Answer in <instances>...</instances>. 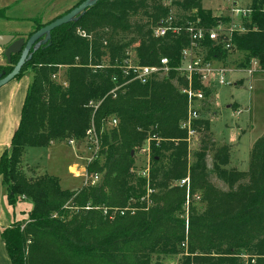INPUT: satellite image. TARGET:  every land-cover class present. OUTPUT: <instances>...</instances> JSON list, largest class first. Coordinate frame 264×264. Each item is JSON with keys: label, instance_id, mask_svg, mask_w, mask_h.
<instances>
[{"label": "trees", "instance_id": "obj_1", "mask_svg": "<svg viewBox=\"0 0 264 264\" xmlns=\"http://www.w3.org/2000/svg\"><path fill=\"white\" fill-rule=\"evenodd\" d=\"M241 6L251 10L240 18L245 30L229 40L206 36L200 53L226 67V59L237 53L235 69H247L254 60L264 72V0ZM169 15L179 31L154 36ZM197 19L207 29L219 23L227 28L231 20L214 16L203 0H98L77 20L53 29L33 51L15 77L31 73L18 125L0 156L7 204L32 203L26 218L1 228L11 264H163L161 257L183 255L185 247L192 255L182 256L181 264H264V134L250 149L247 170L227 168L230 148L212 142L209 120L201 116L192 122L200 137L188 161L187 131L180 126L187 116V97L180 89L187 83L176 68L189 45L185 28ZM43 25L37 22L35 31ZM129 52L139 65L167 58L168 73L144 84L126 82L120 67ZM12 68L6 65L0 72L6 75ZM194 80L193 87H199ZM91 127L100 139L98 157L86 166L100 175L95 185L70 190L53 175H26L27 147L82 141ZM146 144L149 170L143 177L134 154ZM210 174L227 189L211 183ZM187 176L203 209L197 211L192 200L186 225L185 188L175 183ZM147 188L150 206L141 201ZM128 206L134 211H122Z\"/></svg>", "mask_w": 264, "mask_h": 264}, {"label": "rangeland", "instance_id": "obj_2", "mask_svg": "<svg viewBox=\"0 0 264 264\" xmlns=\"http://www.w3.org/2000/svg\"><path fill=\"white\" fill-rule=\"evenodd\" d=\"M80 1L0 0V13H3L0 17L4 19L2 21L3 23L0 24V34L8 33L11 27H19L26 31L15 33V38L23 37L26 39L30 33L35 31V24L37 22L41 24L48 23L52 19L65 14ZM206 1L205 6L212 12L216 3H219V1L214 3L213 0ZM239 58L240 54L233 53L226 59L227 63L225 64L228 68L235 69L234 66ZM13 60L14 58L11 59V64H7L3 49L0 48V68L6 65L13 67L16 61ZM217 64L221 65V63ZM224 78L226 81L224 84H219L216 80L214 81L213 91L204 100L200 115L209 120L210 129L208 132L212 142L226 144L230 148V159L226 167L245 171L248 168L249 153L253 143L264 134V72L258 70V63L253 60L247 69L227 72L224 74ZM56 79L59 80V75H57ZM15 80H24L23 83L25 81L30 83L31 73L26 70L22 76L14 78L11 81ZM106 127L109 128V123L106 124ZM100 133H102V130H100ZM199 137L200 134L198 136L196 135L190 142L189 162L193 160V151L198 148ZM68 141L69 139H62L48 146L27 147L23 155L24 165L22 164L26 175L37 176L46 173L57 177L62 188L80 190L83 187L82 172L84 168L87 170L85 160L88 156V150L85 149V145L82 142L78 146L73 147ZM142 148L144 146L139 148L134 154V164L135 168L138 169L136 171L138 174L144 170L148 159L146 154L140 152ZM206 162L210 170L212 168L211 151L207 153ZM68 165L72 167L71 170L70 168L68 169ZM209 180L216 187L222 190L227 189L225 184L213 174H210ZM194 195L200 194L195 192ZM147 199L145 198L144 200L142 197L141 201H145L146 206H150L152 200L150 197ZM193 205L197 211L203 209V202L200 197L193 199ZM31 206L32 203L29 199H21L14 207L9 206L6 202L4 189H1L0 209L8 222L11 223L13 220L26 218ZM129 210L133 212L134 208H124L122 211L126 213ZM120 211L118 209L112 212ZM183 213V216L186 217L185 212ZM1 228L0 237L3 239L1 236ZM187 254L189 252L187 251V247H185V254L183 255L165 256L161 258L163 264H181L182 256ZM241 258L245 261L246 255H242ZM0 264H11L5 245H3V252L0 250Z\"/></svg>", "mask_w": 264, "mask_h": 264}, {"label": "built area", "instance_id": "obj_3", "mask_svg": "<svg viewBox=\"0 0 264 264\" xmlns=\"http://www.w3.org/2000/svg\"><path fill=\"white\" fill-rule=\"evenodd\" d=\"M165 4H169L171 0H164ZM248 7H243L241 5L232 4L230 8V23L226 28L222 23H219L216 27L207 29L199 25V19L195 22L189 23L185 28L189 36V45L184 48L182 52V61L181 65L176 68V71L180 73V76H183L187 85L181 87V92L187 97V116L186 119L181 123V128L187 131L186 142L188 143V148L191 140L198 136L197 131L193 128L192 122L201 117L200 110L204 105V100L207 98L205 95L208 91L211 95L214 87V81L216 80L219 84L226 83L224 74L227 72H232L235 70L241 69H232L226 66L218 65L215 62H208L203 59L202 53H200L199 43L206 36L211 40H218L221 36H226L225 38L229 40L232 33L243 32L245 29L238 21V19L246 16L250 13ZM173 18L172 15L160 20L159 24L154 28V36H163L167 31L172 33H177L179 31L178 27L172 25ZM82 35H85L82 33ZM227 48L229 44L225 45ZM132 52H129L128 57L125 59L123 65H121L122 73L124 76L128 77L126 82L138 81L142 84L148 82L153 77H162L166 75L169 71L168 59L163 57L159 60L157 65H139L133 61L131 55ZM199 85V87L194 88L193 83L194 79ZM118 87L111 90L110 93H114ZM89 105L97 107L92 101ZM117 121L112 119L110 122L111 126H115ZM83 143L85 149L88 150L86 157V165L92 163L97 157L100 150V139L93 127L89 128L86 131L85 138L82 141L69 140L68 143L73 147ZM141 153L146 154L147 162L144 170L141 171L143 177H148L149 170V146L146 144L144 148L140 149ZM77 167V166H76ZM71 169V166H70ZM76 169V168H74ZM77 170V169H76ZM83 186H93L95 185L100 178L98 173H92L88 175L87 170H83ZM179 187L185 188V203L183 209L185 212V221L187 225V213L188 208L193 199H198V195L191 193L189 177H185L175 183ZM152 190L147 188L145 198L147 199L151 194ZM148 200V199H147ZM123 213V212H122ZM185 246V244H182Z\"/></svg>", "mask_w": 264, "mask_h": 264}, {"label": "crops", "instance_id": "obj_4", "mask_svg": "<svg viewBox=\"0 0 264 264\" xmlns=\"http://www.w3.org/2000/svg\"><path fill=\"white\" fill-rule=\"evenodd\" d=\"M216 3V6L213 7V15L214 16H230V8L232 4L244 5L246 0H213ZM207 3L206 0H203V6ZM209 9V8H207ZM3 14V13H2ZM4 17V16H3ZM0 17V24L3 23L4 19ZM53 20V19H52ZM240 22V19H238ZM45 24V23H44ZM33 28V27H32ZM9 32L6 34H15L19 32H23L26 30L20 29L19 27H11ZM11 81L6 85L0 87V156L1 154L9 147L11 137L18 125L20 116L19 110L21 112V107L24 101L25 93L29 82L25 81ZM55 142H51V145ZM24 165V163H23ZM70 165H68V169ZM72 169V167H71ZM70 169V170H71ZM41 175V174H40ZM1 177H0V198H1ZM10 222L5 219L2 210L0 209V228L4 226H8ZM3 239L0 237V250L3 252Z\"/></svg>", "mask_w": 264, "mask_h": 264}, {"label": "water", "instance_id": "obj_5", "mask_svg": "<svg viewBox=\"0 0 264 264\" xmlns=\"http://www.w3.org/2000/svg\"><path fill=\"white\" fill-rule=\"evenodd\" d=\"M97 1L98 0H83L65 14L53 19L34 31L27 40L23 37L15 38L13 34H0V48L3 49V54L7 63L11 62L12 55L19 54L17 62L8 74L3 75L4 72H0V87L14 79L20 73L23 65L31 59L33 51L49 40L50 32L53 29L77 20L79 15L83 14L88 7L94 5Z\"/></svg>", "mask_w": 264, "mask_h": 264}, {"label": "flooded vegetation", "instance_id": "obj_6", "mask_svg": "<svg viewBox=\"0 0 264 264\" xmlns=\"http://www.w3.org/2000/svg\"><path fill=\"white\" fill-rule=\"evenodd\" d=\"M32 33H33V32H32ZM32 33H31V34H32ZM31 34H29V36H30ZM29 36H28L26 39H25V38H24V39L27 40V39L29 38ZM19 38H20V37H19ZM12 56H13V55H12ZM17 56H18V57H17V60H18V58H19V54H18ZM5 59H6V58H5ZM17 60H16V62H17ZM6 62H7V61H6ZM16 62H15V63H16ZM7 64H11V62H10V63H7Z\"/></svg>", "mask_w": 264, "mask_h": 264}]
</instances>
